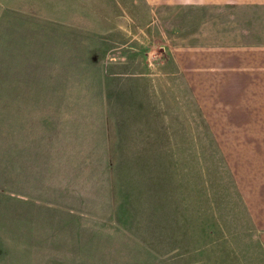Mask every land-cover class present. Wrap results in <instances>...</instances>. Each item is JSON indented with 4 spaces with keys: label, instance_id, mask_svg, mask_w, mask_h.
<instances>
[{
    "label": "rangeland",
    "instance_id": "rangeland-1",
    "mask_svg": "<svg viewBox=\"0 0 264 264\" xmlns=\"http://www.w3.org/2000/svg\"><path fill=\"white\" fill-rule=\"evenodd\" d=\"M246 1L0 0V261L264 264V95H203Z\"/></svg>",
    "mask_w": 264,
    "mask_h": 264
},
{
    "label": "crops",
    "instance_id": "crops-1",
    "mask_svg": "<svg viewBox=\"0 0 264 264\" xmlns=\"http://www.w3.org/2000/svg\"><path fill=\"white\" fill-rule=\"evenodd\" d=\"M210 1V0H202ZM216 3L218 2L220 5L228 4L224 1H232L240 2L246 0H214ZM249 0L246 1V3ZM254 1H264V0H254ZM250 6V5H249ZM212 49L202 50L203 52H210V55H205L201 59L202 63L208 64V66H203L202 68L206 72H211L210 79L212 82H215L211 87H216L215 91L205 90L203 95L206 97H215L218 103L231 102V97L237 103H243L246 105L251 102V97L253 95H264V43L254 41L250 43H232V42H224L219 45H214ZM195 52V51H190ZM191 57L187 58V61L183 58L177 60L178 64L181 65V71L184 75V78L187 79V83L193 85V81L198 85L199 79L194 78L193 73L189 72L188 68H184V65H188L192 63L194 65V69H200L199 66L195 65L192 61ZM195 58V57H194ZM184 60V61H183ZM198 64V63H197ZM203 64V65H205ZM192 88V87H191ZM207 89V88H206ZM198 92V91H197ZM196 91L192 89V96H197ZM244 98L241 101L240 98ZM245 98H248L246 101ZM240 99V100H239ZM200 102V101H199ZM207 100H201V103H209ZM243 112L247 109L243 107ZM249 111V110H248ZM203 112V110H202ZM204 114V113H203ZM204 117V116H203ZM6 223V217L3 218V224ZM1 238V236H0ZM3 242H5V236H3ZM6 247V246H5ZM7 248V247H6ZM7 256L6 253H3ZM0 264H6V261L1 260Z\"/></svg>",
    "mask_w": 264,
    "mask_h": 264
}]
</instances>
